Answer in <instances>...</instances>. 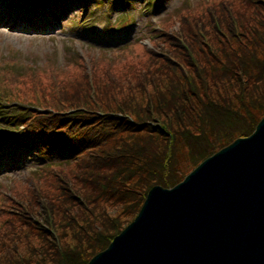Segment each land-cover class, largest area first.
<instances>
[{
  "label": "trees",
  "instance_id": "16d2710c",
  "mask_svg": "<svg viewBox=\"0 0 264 264\" xmlns=\"http://www.w3.org/2000/svg\"><path fill=\"white\" fill-rule=\"evenodd\" d=\"M188 13L137 64L91 62L78 83L39 71L25 81L45 109L26 135L59 158L9 194L0 264H87L152 186L172 187L252 133L264 115V0Z\"/></svg>",
  "mask_w": 264,
  "mask_h": 264
},
{
  "label": "water",
  "instance_id": "95a60500",
  "mask_svg": "<svg viewBox=\"0 0 264 264\" xmlns=\"http://www.w3.org/2000/svg\"><path fill=\"white\" fill-rule=\"evenodd\" d=\"M246 184L261 187L259 197L245 195ZM87 264H264V117L174 187H152Z\"/></svg>",
  "mask_w": 264,
  "mask_h": 264
},
{
  "label": "rangeland",
  "instance_id": "374dc122",
  "mask_svg": "<svg viewBox=\"0 0 264 264\" xmlns=\"http://www.w3.org/2000/svg\"><path fill=\"white\" fill-rule=\"evenodd\" d=\"M184 1L165 0L163 7L155 10L157 4L151 3V0H138L129 4L121 3V0L111 4L108 0H89L84 17L86 19L89 14L90 22H93L90 28H82L80 13L71 10L52 30L43 32L27 30L31 15L25 12L16 17L15 23L0 26V69L11 68L13 73L25 74L32 70L48 72V67H59L64 70H59L57 75L65 80L75 78L74 82L78 83L82 71L87 77L92 72L90 62L97 63L95 72L106 67L118 71L127 64H137L147 59L146 49L156 43L149 45L144 39L158 32V29L152 31V28L163 21V16L170 13L164 24L166 31L170 32L178 27L180 15L186 12L192 14V10L204 13L209 5H216L221 0H187L189 6L179 12ZM8 2L0 0V14L19 10L17 5L11 6ZM122 16L126 19H122ZM14 25H18V30H13ZM136 38L139 39L135 41ZM8 58H12L9 65L6 64ZM47 61L50 62L48 67ZM11 106L16 107L11 102L5 108ZM0 143V186L9 189L14 182L23 181L40 164L41 157L33 153L22 155L20 147L7 142L6 138ZM111 214L121 215L118 209L112 210ZM137 214H134L135 217Z\"/></svg>",
  "mask_w": 264,
  "mask_h": 264
},
{
  "label": "bare ground",
  "instance_id": "6f19581e",
  "mask_svg": "<svg viewBox=\"0 0 264 264\" xmlns=\"http://www.w3.org/2000/svg\"><path fill=\"white\" fill-rule=\"evenodd\" d=\"M14 18H15V14L14 13H6V14H0V25H3V24H5L6 22H12V21H15L14 20ZM13 28L14 29H16L17 28V25H14L13 26ZM251 135V134H250ZM248 136V135H247ZM244 137H246V136H244ZM241 138H243V137H241ZM263 141V140H262ZM225 169H228L229 171H230V166L229 165H226L225 166ZM227 170V171H228ZM232 170V169H231ZM243 181V180H242ZM248 184V183H247ZM245 185V187L244 188H242V190H244L245 191V195H246V193L247 194H249L250 195V198L252 197H256L257 198V195H258V197H259V194L261 193V191H260V188L259 187H257L256 185L255 186H249V185ZM236 186H238V187H240V185H239V183H236V185H234V188L236 187ZM233 188V187H232ZM238 189V188H237ZM233 191V190H232ZM236 190H234V192H235ZM240 191V190H239ZM241 192V191H240ZM248 195V196H249ZM252 195V196H251Z\"/></svg>",
  "mask_w": 264,
  "mask_h": 264
}]
</instances>
